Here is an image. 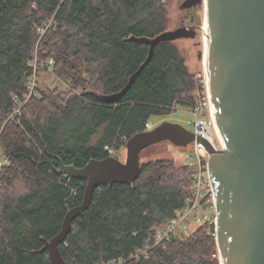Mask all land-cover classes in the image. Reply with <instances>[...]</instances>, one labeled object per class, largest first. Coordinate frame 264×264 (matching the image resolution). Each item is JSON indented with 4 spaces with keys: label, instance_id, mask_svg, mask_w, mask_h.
<instances>
[{
    "label": "trees",
    "instance_id": "trees-1",
    "mask_svg": "<svg viewBox=\"0 0 264 264\" xmlns=\"http://www.w3.org/2000/svg\"><path fill=\"white\" fill-rule=\"evenodd\" d=\"M170 1L0 0V264H51L45 241L61 232L87 186L59 174L61 164L106 159V147L121 159L153 117L194 107L197 81L175 42L155 48L120 102L98 98L121 91L145 62L150 47L129 39L168 31ZM35 72L54 74L65 89L37 85L26 100ZM191 173L173 159H153L133 184L98 187L59 246L66 264H221L208 223L135 258L185 205Z\"/></svg>",
    "mask_w": 264,
    "mask_h": 264
},
{
    "label": "water",
    "instance_id": "water-1",
    "mask_svg": "<svg viewBox=\"0 0 264 264\" xmlns=\"http://www.w3.org/2000/svg\"><path fill=\"white\" fill-rule=\"evenodd\" d=\"M204 0H184L182 10L192 11ZM206 61L210 103L225 144L216 149L205 138L179 123L163 121L126 143L127 157L91 160L77 168L61 164L59 174L87 181L81 205L68 211L61 232L45 241L51 264H66L59 249L73 221L90 207L95 190L103 185L133 184L141 174V153L169 141L189 147L196 139L212 155L209 174L216 198V238L221 264H264V0H206ZM189 23L156 37H131L150 47L145 62L119 92L98 95L118 103L152 61L162 42L194 39ZM202 58V53L199 54Z\"/></svg>",
    "mask_w": 264,
    "mask_h": 264
},
{
    "label": "built area",
    "instance_id": "built-area-1",
    "mask_svg": "<svg viewBox=\"0 0 264 264\" xmlns=\"http://www.w3.org/2000/svg\"><path fill=\"white\" fill-rule=\"evenodd\" d=\"M38 59L35 60V66H38ZM43 68H51L53 66V60H49L46 63L41 64ZM206 88L201 91L199 99V107L195 109L194 121L191 123L193 132L200 137L209 141L216 149H224L223 145L216 143L218 135V129L213 116V110L210 103L208 82L205 73ZM38 85L37 78L32 77L29 87L31 91H35ZM30 91V94L33 92ZM205 111H209V117L206 118ZM154 122L149 121L147 123V130L153 129ZM216 140V141H215ZM190 162L188 166L192 169L191 173V185L188 188V199L180 209L176 210L172 219L156 228L155 232L150 238V247L144 251H141L135 255L136 257L146 255L153 248L164 245L167 241L172 239H186L196 225L210 224L217 225V211H216V198L212 187L210 174H209V162L212 155L208 152L206 147L197 139L190 145ZM106 151L112 156H117L118 153L110 148H106Z\"/></svg>",
    "mask_w": 264,
    "mask_h": 264
},
{
    "label": "rangeland",
    "instance_id": "rangeland-1",
    "mask_svg": "<svg viewBox=\"0 0 264 264\" xmlns=\"http://www.w3.org/2000/svg\"><path fill=\"white\" fill-rule=\"evenodd\" d=\"M184 0H171L167 7V29L173 30L184 23L188 25L189 23L197 31V36L194 39H182L175 41L181 56L184 58L186 66L188 67L190 73L194 75L197 81V91L195 93V103L194 107L189 108L187 106L178 105L174 106L172 113L167 117H153L152 122H154L156 127L163 121H171L173 123H179L189 130H193L191 123L194 121L193 112L197 107H199V97L201 91L206 88L205 80V50L207 36L204 31L206 26V3L197 6L192 11L182 10L180 5ZM202 53V58L199 54ZM38 87L40 89H56L59 91L65 89L66 85L63 81L57 78L54 74L49 73H39L37 74ZM205 116L208 118L209 111H205ZM208 116V117H207ZM216 141V140H215ZM216 143L220 144L219 138H217ZM190 149L191 147H179L174 145L169 141H164L153 145L145 149L140 155L141 163H145L153 159H173L177 165H188L190 162ZM118 153V152H117ZM122 161L126 160L127 149L124 151L123 148L120 151ZM197 225L194 227L196 228Z\"/></svg>",
    "mask_w": 264,
    "mask_h": 264
},
{
    "label": "bare ground",
    "instance_id": "bare-ground-1",
    "mask_svg": "<svg viewBox=\"0 0 264 264\" xmlns=\"http://www.w3.org/2000/svg\"><path fill=\"white\" fill-rule=\"evenodd\" d=\"M204 2L206 3V0H204ZM204 29V31L206 32V30H207V23H206V26L203 28ZM206 36H207V32H206ZM37 58V57H36ZM38 59V58H37ZM204 59H205V72L207 73V61H206V50H205V57H204ZM34 68H35V70H36V68H37V66H35V64H34ZM36 77L37 78V73L35 72V74L32 76V77ZM32 79V78H31ZM31 81V80H30ZM29 91H31L30 90V87H29ZM31 92H33L32 94H30V92L28 93V94H26V95H24V98L26 99V100H28L31 96H33V94L36 92V89H35V91L33 90V91H31ZM35 95V94H34ZM21 108H22V104H20V105H18V107L16 108V113H19L20 112V110H21ZM148 131V130H147ZM217 135H218V137H219V140H220V142H221V145H223L224 147L223 148H225V144H224V142H223V140L221 139V136L219 135V132L217 133ZM107 148V147H106Z\"/></svg>",
    "mask_w": 264,
    "mask_h": 264
}]
</instances>
